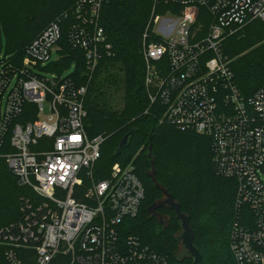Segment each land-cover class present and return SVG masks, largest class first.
Masks as SVG:
<instances>
[{
	"label": "built area",
	"instance_id": "1",
	"mask_svg": "<svg viewBox=\"0 0 264 264\" xmlns=\"http://www.w3.org/2000/svg\"><path fill=\"white\" fill-rule=\"evenodd\" d=\"M78 0L67 44L84 52L88 81L50 74L54 52L61 59L64 30L52 21L26 47L21 60L0 52V150L19 183L45 198L23 205L21 220L0 230L9 264H169V259L119 225L135 217L146 187L133 163L112 166L109 178L93 181L89 202L75 191L92 178L107 136L86 128V96L100 60L112 54L102 6ZM178 13L153 14L143 32L145 87L167 121L213 141L218 174L237 181L238 209L248 206L255 226L236 221L232 250L238 264H264V85L245 97L223 52L227 37L254 20L264 21V0H155ZM54 67V68H55ZM39 71H45L43 73ZM32 106L27 107L26 105ZM49 106L48 119L42 113ZM32 107V108H31ZM28 108L35 117L22 121ZM148 111V110H147ZM146 111V112H147Z\"/></svg>",
	"mask_w": 264,
	"mask_h": 264
},
{
	"label": "trees",
	"instance_id": "2",
	"mask_svg": "<svg viewBox=\"0 0 264 264\" xmlns=\"http://www.w3.org/2000/svg\"><path fill=\"white\" fill-rule=\"evenodd\" d=\"M78 0H0V31L6 39V54L21 60L26 47L52 21H59L64 30V51L56 64L58 70L76 65L74 75L80 82L88 81L84 52L70 47L68 26L76 22L72 10ZM178 13L173 3L155 0H108L102 6L101 25L104 27L112 54L99 62L89 89L95 86L98 73L104 66L121 64L124 70V106L120 110L97 109L86 96V128L91 136L105 134L101 157L92 167V178L84 176L75 197L90 202L86 196L93 181L109 178L112 166L133 163L146 187V196L135 217H128L119 225L120 240L130 235L169 259V264H189L176 252L181 240V221L168 206L157 211L169 219L161 224L158 217L148 213V207L161 200L163 192L151 176L152 160L156 180L180 203L188 215L195 233V244L202 259L200 264H238L232 250V230L239 221L255 226V215L246 205L236 206L237 181L217 173L213 163V141L210 136L192 130H181L164 121V107L151 105L145 87L146 62L143 55V32L153 14ZM1 52V49H0ZM223 52L230 60L234 82L241 94L249 97L264 85V21L254 20L242 31L227 37ZM108 82L106 77L100 87ZM97 87V90L100 89ZM31 104L26 105L27 107ZM32 108V107H31ZM24 111L22 121L35 117L33 109ZM148 110V111H147ZM147 111V112H146ZM133 131L129 143L117 152L122 138ZM11 151L9 143L0 150V230L23 217L26 200L40 204L45 198L31 187L19 183L2 155ZM151 153V156H149ZM0 264H9L6 246L0 243Z\"/></svg>",
	"mask_w": 264,
	"mask_h": 264
},
{
	"label": "rangeland",
	"instance_id": "3",
	"mask_svg": "<svg viewBox=\"0 0 264 264\" xmlns=\"http://www.w3.org/2000/svg\"><path fill=\"white\" fill-rule=\"evenodd\" d=\"M0 49L3 55L7 53L5 35L1 31H0ZM57 58H58V53L54 52V54L52 55V59L46 63V65H50V67H52V70L49 72L50 74L55 73L57 75L60 74L62 77H68L75 73L76 71L75 64L65 69H62V70L55 69L56 68L55 65H52V64L55 63ZM39 72L43 73L45 71H39ZM106 77H108L109 83H106L105 85H102V87H100V83ZM97 87H100V89L97 90ZM87 102L88 103L90 102L97 109H104L106 111L120 110L123 108L124 103H125V100H124V70L121 64L107 65L101 69V71L98 73L95 86L94 87L92 86L89 89ZM49 115H50L49 106L48 104H46V109L42 113V117L48 119ZM163 198H164V195H162L161 199ZM162 216L164 217L166 221L169 219L167 215H162ZM182 233H183V229L181 228V230L177 234L178 235L181 234L182 236ZM176 255L181 260L189 261V264H193L194 262V258L185 249L182 242L180 243V246H179L178 251L176 252Z\"/></svg>",
	"mask_w": 264,
	"mask_h": 264
},
{
	"label": "water",
	"instance_id": "4",
	"mask_svg": "<svg viewBox=\"0 0 264 264\" xmlns=\"http://www.w3.org/2000/svg\"><path fill=\"white\" fill-rule=\"evenodd\" d=\"M134 130L128 132L121 140L120 145L118 147L117 152H120V150L125 147L130 140V137L132 135ZM151 156V153L150 155ZM156 167L154 164V161L152 160V171L151 176L153 180L156 182V185L161 188L164 198L153 203L151 206L148 207V213L154 214L156 217L159 218V221L161 224H165L166 220L164 217L159 214L157 209H159L162 206H168L171 208L175 213L176 216L181 220L183 233L181 236L182 244L185 247V249L191 254V256L194 258L193 264H200L202 255L199 250V248L195 244V233L193 228L191 227L190 220L187 214H185L182 209L179 202L176 201L174 196L165 188L161 187V185L157 182L156 177Z\"/></svg>",
	"mask_w": 264,
	"mask_h": 264
}]
</instances>
